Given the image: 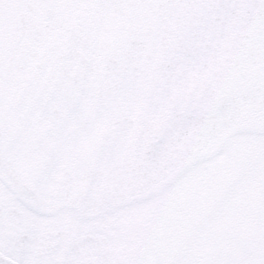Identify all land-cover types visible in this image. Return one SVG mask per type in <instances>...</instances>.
Returning a JSON list of instances; mask_svg holds the SVG:
<instances>
[{"label":"snow or ice","instance_id":"obj_1","mask_svg":"<svg viewBox=\"0 0 264 264\" xmlns=\"http://www.w3.org/2000/svg\"><path fill=\"white\" fill-rule=\"evenodd\" d=\"M0 264H264V0H0Z\"/></svg>","mask_w":264,"mask_h":264}]
</instances>
